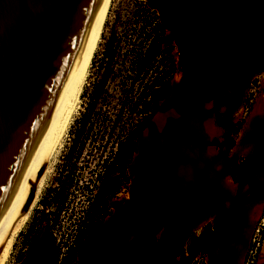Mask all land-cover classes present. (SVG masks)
Segmentation results:
<instances>
[{"label": "rangeland", "instance_id": "obj_1", "mask_svg": "<svg viewBox=\"0 0 264 264\" xmlns=\"http://www.w3.org/2000/svg\"><path fill=\"white\" fill-rule=\"evenodd\" d=\"M222 1L226 5H234L247 11L264 27V0ZM220 2L221 0H182L192 22H203L209 13L216 11ZM145 3L137 0H113L112 8L84 88L81 109L71 127L57 163L49 165L45 170V172L49 170L46 189L28 224L17 238L8 264H19L29 246L34 249L41 245L49 246L48 233L56 240L54 248L60 252L61 259L68 260V264H78V258L73 252L74 244L76 243V237L81 231V226L85 218H87L86 212L99 192L101 177L106 171V162L114 157L118 144L124 140L130 130L141 122L139 114L133 116L127 112L125 114H122V112L117 114L112 112L110 104H107L104 106V111L106 113L109 112L111 115L107 122L104 123L105 127L108 126L107 130L103 129V125L99 124L96 130H86L81 137L76 138L77 128L90 126L92 122L90 120L88 123L86 122L88 119H83L84 111L88 105V97L83 96L90 92V84L96 78L98 66L105 61L103 55L109 47H115L116 62L121 61L120 49L124 47L125 38L129 35V29L133 22L137 20V17L144 16ZM202 41L208 44L205 49V55L201 54L198 46ZM160 43L163 50H169L170 52L165 60L160 61V66L163 63L166 64L167 71L171 73L166 97L171 94L172 82L177 76H180L184 83L192 82L195 84L193 101L196 106L208 108L206 116L212 119L218 133L213 140L203 142L200 145L213 149L219 156L220 161L225 165V179L228 184H235L231 179V175L228 174L233 172L234 167H237L238 170L245 169L248 178L246 181L241 180L238 182L240 185L238 189L245 188V198L248 200L253 197L254 199L256 198L255 200L260 199L257 200V207H259L256 212H253L250 230L247 231L248 235L246 234L248 243L240 251L238 264H264V240L261 239L264 227L261 226L264 223V184L261 185L256 179V172L264 168V125L263 130L261 129L256 137L259 145L257 154L248 155L237 149L240 141L249 133L247 130L249 119L258 108L262 111L261 119L264 124V47L257 53L251 69L237 75L223 89V105L219 111L222 126H219L214 118L215 114L211 100L213 92L207 91V89H213L214 84L207 75L209 73L228 75L233 64L237 61L239 50L231 42L230 34L224 30L211 31L198 37V45L188 43L189 66L182 60L178 42L173 38L171 31L165 32ZM110 83L109 89L112 90L115 83ZM205 85L208 86L205 87ZM232 100L240 101V107L228 118L222 113L224 110L226 112L230 111L226 102L230 101L231 103ZM155 113L156 111L153 112L152 116ZM149 124L150 121L138 136L136 148L140 137L144 135ZM229 125L235 127L238 132L232 134V129ZM232 140L234 145L230 147ZM228 147H230L229 151ZM136 148L134 155H137ZM146 164L148 169L142 171L143 176H141L139 181H143L144 185L149 186L147 199L149 204L147 208L127 212L123 221L122 217L126 210L125 202L126 200L130 201L132 190L136 183L132 173L126 167L125 177L118 178L115 176L113 180V184L118 186L119 190L109 200L106 216L96 224L85 242L86 254L83 264H90V257L87 251L88 242L93 238L95 232L108 219L114 216L117 217V226L110 229L107 232V236L110 240L111 249L115 254V259L98 261L97 264H125V257L120 255L113 247L115 239L111 235V231L114 229L121 231L124 234L126 246H129L128 243L132 244L134 242L136 228L139 226L146 229L147 237L157 243H161L169 232L180 231L179 257L173 264H183L190 256V249L196 241L197 235L202 233L201 228L210 219H215L216 221L218 213H221L223 224H226L224 233L219 237L220 240H217L218 243H216L212 252L207 257L198 256V260L194 264H230L232 257L218 256V250L226 243L231 247L234 246L232 240H234L235 231L240 225L239 215L243 214L241 207L238 210L233 208L232 205L231 208L229 205V208L223 205L225 210H222L217 205L215 206L216 202H212L209 206L210 211L206 216L207 218L205 217L202 224L193 228L197 212L196 198L198 191L191 195L183 196L184 207H181L178 213L175 214L171 200L172 194L169 190L164 204L166 206L163 210L157 211L153 192L159 182L164 179L163 177H167L168 173L171 172L174 163L168 158L161 162L152 156L148 158ZM236 192L240 193V190ZM227 210L228 212H225ZM95 219L93 218V220ZM228 221L230 222L228 223ZM258 228H260V233H256ZM147 261L148 258L137 255L133 257L131 264H145Z\"/></svg>", "mask_w": 264, "mask_h": 264}, {"label": "bare ground", "instance_id": "obj_2", "mask_svg": "<svg viewBox=\"0 0 264 264\" xmlns=\"http://www.w3.org/2000/svg\"><path fill=\"white\" fill-rule=\"evenodd\" d=\"M112 4L113 0L105 1L93 42L74 88L34 140L22 161L0 214V264L9 263L16 240L28 224L46 189L49 170L43 176H40V172L43 169L46 170L49 165L57 163L71 127L81 109L84 88ZM194 85L192 82L184 83L180 76L175 78L173 81L175 93L161 106L152 125L141 137L131 170L135 174L139 173L143 170L148 158L152 156L161 162L168 158L174 163L171 172L167 177H163L164 179L161 178L162 180L153 192L157 211L163 210L166 206L164 204L169 190L172 194L171 200L175 214L181 207H184L183 196L198 191L195 214L197 221L205 220L212 202H216L215 206L217 205L222 210H225V207L229 208L228 205L230 208L232 205L238 210L241 207L243 214L239 215L240 225L237 230L235 229L236 235L232 240L234 246L231 247L226 243L219 248V254L217 253L218 256L232 257L230 264H238L239 248H242L244 233L251 226L253 212H256L257 209V200L254 197L249 200L245 198L246 191L243 187L238 189L241 195L232 189L225 179V165L220 161L219 156L213 149L200 145L213 140L218 133L212 119L206 116L208 108L195 105L193 101ZM233 103L234 100L230 105L232 106ZM261 116L262 111L259 108L252 114L247 126L249 133H245V138L240 141L237 148L240 152L253 155L259 151L256 137L257 133L261 129L263 130L264 124ZM256 179L261 185L264 184V168L256 172ZM32 192H35V198L28 206ZM116 218L114 216L108 219L88 242L87 251L90 264H97L98 261L106 259H115L107 232L115 227Z\"/></svg>", "mask_w": 264, "mask_h": 264}, {"label": "water", "instance_id": "obj_3", "mask_svg": "<svg viewBox=\"0 0 264 264\" xmlns=\"http://www.w3.org/2000/svg\"><path fill=\"white\" fill-rule=\"evenodd\" d=\"M105 1L0 0V214L27 151L65 102L80 76ZM137 1L153 3L159 11L169 14L170 31L177 42L190 40L177 35L170 6L160 0ZM174 93L172 82L171 94L159 102L147 130L161 106ZM226 104L230 111L224 110L222 114L229 118L240 107V101H234L232 106L230 101ZM214 118L217 122L216 116ZM135 156L126 167L138 182L143 176L142 171L148 167L146 164L142 171L133 173L131 167ZM44 172L45 169L40 176ZM230 186L237 191L240 185ZM34 198L35 192H32L28 206ZM129 202H125L123 221ZM202 223V219L197 221L195 218L193 228ZM247 231L243 237V249L248 243ZM149 251L156 255L157 264H160L157 251L150 249L146 252ZM146 252L133 253L142 255Z\"/></svg>", "mask_w": 264, "mask_h": 264}, {"label": "trees", "instance_id": "obj_4", "mask_svg": "<svg viewBox=\"0 0 264 264\" xmlns=\"http://www.w3.org/2000/svg\"><path fill=\"white\" fill-rule=\"evenodd\" d=\"M166 5H170L172 0H160ZM181 18L176 20V33L181 38L187 39L193 35L194 31L183 26L187 17L181 12ZM220 26H234L233 22L221 23ZM171 30V23L168 13L159 11L153 3H145L144 16L137 17L129 29V35L125 38L124 47L121 51V61L116 62L115 47L111 46L105 51L103 57L104 62L98 66V73L95 80L90 84V92L83 97H88V105L84 111L83 119L92 120L90 126L77 128L75 137H81L86 130H96L99 124L103 125V129L107 130L104 123L109 119L110 113L104 111V106L110 104V110L119 114L128 113L131 116L139 114L141 122L130 130L124 140L118 144V149L114 157L106 162V171L101 177V186L99 192L94 197L92 205L89 206L81 231L76 237L73 252L78 258V262H83L85 257V242L91 234L97 223L102 221L108 210V202L113 198L118 186L113 184L115 176L124 178L126 174V166L132 160L135 153L136 141L145 125L150 121L158 104L167 96V88L169 84L170 71H167L166 64L160 66V61L165 60L169 55V50H163L161 40L166 31ZM237 34H240L238 32ZM263 38H261L262 40ZM184 43L179 41L178 46ZM184 60L187 57L182 56ZM189 66V63H186ZM243 67V66H242ZM110 82H114L113 89L110 90ZM207 91L213 92L211 89ZM220 91L212 97L213 112L216 116L217 124L222 126L219 111L223 105L220 98ZM129 126V125H127ZM232 134L238 130L232 125ZM74 137V138H75ZM234 141H231L230 147H233ZM138 184L137 194L132 200L131 209L138 207L147 208L149 202L147 200L149 194V186L143 189ZM93 218H96L93 220ZM52 236V235H50ZM53 243L56 240L51 237ZM261 239L264 240V227ZM57 251V262L68 264V260H62L60 252ZM73 254V255H74Z\"/></svg>", "mask_w": 264, "mask_h": 264}, {"label": "flooded vegetation", "instance_id": "obj_5", "mask_svg": "<svg viewBox=\"0 0 264 264\" xmlns=\"http://www.w3.org/2000/svg\"><path fill=\"white\" fill-rule=\"evenodd\" d=\"M169 6L171 7L173 12L174 26L175 18L176 20L182 19L181 12H184L187 19L186 23H184L183 26L194 31L193 35L187 38L190 40L184 43L183 46H179L181 57L184 55L187 57V60H184L182 57V60L185 64L189 63L190 65V60L187 52L188 43H194L198 45V37L208 34L211 31L224 30L230 34L231 42L239 50L237 61L233 64L228 75H216L213 73H209L207 75L214 84L213 89L211 88L213 90V97L217 95L218 91H220V98L222 100V91L226 87L228 82L235 78L237 75L250 70L257 53L264 47V27L261 26L258 21L254 19L247 11L234 5H226L222 0L219 3L216 11L213 13H209L203 22L191 21L188 10L182 3V0H172ZM169 19L172 28L170 16ZM225 22H233L234 26H220L221 23ZM238 32H240V34H237ZM261 38L263 39L261 40ZM207 45L208 44L205 41H202L200 45H198L202 55H205V49ZM206 86L208 85H205V87ZM229 150L230 147H228V151ZM228 174L231 175V179L235 184L241 180L246 181L248 178L246 170H238L237 167H234L233 172ZM140 183L141 181H138L134 184L132 196L128 204V212L141 209V207L131 209L130 206L132 200L136 197L138 184ZM144 187H146V185L142 183L139 190L143 189ZM218 214V219L216 218V221L215 219H210L209 222L201 228L202 233L197 235V239L190 249V256L183 264H194L198 260V256L207 257L212 252L216 243H218L217 240H220L219 237L224 233V227L226 225L223 224V216L221 215V213ZM229 222L230 221H228V223ZM116 226L117 224L115 225V227ZM146 233L147 231L143 227L139 226L136 228L134 242L132 244L128 243L132 250L130 251L126 247L124 234L118 229H114L113 231H111V235L115 239L113 247L120 255L125 257V264H131L133 257L137 256L133 252H146L150 249L157 251L160 264H173L174 261L179 257L181 242L180 231L169 232L161 241V243H157L152 239H149ZM47 237L50 244L49 246L41 245L37 249L29 246L26 249V252L19 264H62V261L57 262V250L54 248L55 244L53 243L49 233L47 234ZM142 257L148 258V261L145 264H157V258L153 252H146L142 254ZM78 264H83V262H78Z\"/></svg>", "mask_w": 264, "mask_h": 264}, {"label": "built area", "instance_id": "obj_6", "mask_svg": "<svg viewBox=\"0 0 264 264\" xmlns=\"http://www.w3.org/2000/svg\"><path fill=\"white\" fill-rule=\"evenodd\" d=\"M261 226H264V223L261 224ZM256 233H260V228H258V229L256 230Z\"/></svg>", "mask_w": 264, "mask_h": 264}]
</instances>
